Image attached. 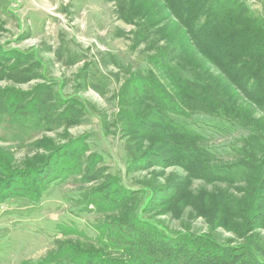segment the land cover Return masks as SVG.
<instances>
[{"label":"rangeland","instance_id":"obj_1","mask_svg":"<svg viewBox=\"0 0 264 264\" xmlns=\"http://www.w3.org/2000/svg\"><path fill=\"white\" fill-rule=\"evenodd\" d=\"M123 1L138 5L127 14L129 22L117 13ZM239 1L264 16L262 0ZM153 3L154 0H0V52L12 51L11 58L0 57L1 101L8 97L33 102L38 99L47 115L39 119L35 113L20 122L7 121V115L0 114V192L5 190L1 194L15 192L19 187L11 182L4 188L9 179L4 173L39 169L50 160V166L43 168L48 173L59 165L61 156L74 155L72 147L79 145L73 143L75 139L85 142L79 168L71 167L63 180L48 185L39 200L15 194L0 198V264H41L52 254L69 250L70 245L72 252L74 248L84 251L91 244L93 251H98L102 221L107 217L122 220L133 211L161 222L171 233L194 237L212 234L216 241L233 246L244 243L239 235L243 228L241 233L255 236L257 244L264 247V198L256 201L257 223L243 222V226L236 217L242 213V192L238 187L244 189L243 184L207 182L189 175L182 166L153 163L149 156L155 153V159L172 161L170 144L175 141L159 133L164 126L159 118L162 109L152 101L139 102L131 94L132 89L142 87L131 80V75H146L149 69L160 81L169 82L164 71L149 61V56L156 54L154 40L163 35L158 31L165 25L163 11L156 14L148 7ZM183 35L178 26L176 37L184 38ZM165 43V39L160 40L158 47ZM201 60L204 65L199 63V67L207 68L214 78L220 77L221 71L215 65ZM221 79L229 91L234 90L228 79ZM40 84L45 86L41 88ZM55 98L63 103L59 105ZM70 99L81 103L84 111L67 123L59 119V112ZM242 103L259 118L256 106ZM124 113L133 114L134 120ZM176 121L205 136L206 145L222 160L233 158L237 146L233 145L245 134L229 121L205 113L179 116ZM152 125L158 132L142 133L140 128ZM133 149L137 152L135 161L128 166L129 150ZM95 154L97 157L91 160ZM84 166L92 170L86 172ZM112 176L123 188L132 190V196L123 198L125 195L112 192ZM181 181L188 185L180 192V196L183 191L187 195L179 203L174 200L176 191L171 198L161 197L162 189ZM217 186L229 187L227 192L234 199L231 204L225 203L229 210L225 216L220 204L218 212L212 206H199L200 196L216 191ZM98 196L120 197L123 201L105 207L91 202ZM148 199L153 203L144 206ZM112 250L109 257L122 256Z\"/></svg>","mask_w":264,"mask_h":264},{"label":"trees","instance_id":"obj_2","mask_svg":"<svg viewBox=\"0 0 264 264\" xmlns=\"http://www.w3.org/2000/svg\"><path fill=\"white\" fill-rule=\"evenodd\" d=\"M119 5L117 13L122 14L123 20L129 22L127 14L132 13L133 8L138 5L125 4L124 1ZM148 7L155 9L156 14L162 11L164 13L162 22L165 25L158 31H163V35L158 41L154 40L155 44L157 43L154 47L156 54L149 56V61L154 67L164 71L169 82L160 81L149 69L146 75H131V80L142 86L136 91L132 89L131 94L136 96L139 102L140 99L152 101L162 109V117L159 118L164 126L159 133L175 139L170 144L174 151L172 161L164 157L155 159L158 158L155 153L149 156L153 158V163L182 166L189 175L207 182L243 184L244 189L238 187L242 192L239 199L242 202L239 208L242 213L236 217L242 220V225L243 222L256 224V201L264 198V16L262 13L253 12L239 0H154L153 6ZM178 26L183 29L184 38L176 37ZM156 32L154 31L155 34ZM140 35L136 34L138 38ZM143 35L142 39H148ZM163 39L166 41L165 45L158 47L159 41ZM11 54V50L3 51L0 52V57L11 58ZM201 58L215 65L221 71L220 77L214 78L207 68L199 67V63L203 61ZM19 61L20 57L17 55V63ZM223 77L230 81L234 90L229 91V87L221 79ZM44 86L40 84L39 87ZM242 100L256 106L259 118L254 116L251 107L243 105ZM35 101L9 97L1 101L0 97V114L7 115V121L21 122L23 118L31 115L34 117L35 113L39 119H45L47 115L43 114L44 107L38 99ZM54 101L59 105L63 103L60 98H55ZM65 103L68 105L59 112V119L67 123L73 122L74 116H79L84 111L83 105L73 99ZM193 113L215 115L245 133L237 144L233 145H237L233 158L219 159L214 150L206 145L205 136L176 121L179 116L189 118ZM126 114L127 118L134 120L133 114L124 113ZM154 128L152 125L150 128L140 129L142 133L151 134L158 132L154 131ZM73 143L79 144L72 147V154L75 156H61L59 165L48 173H45L43 168L45 165L50 166V160L43 163L39 169L32 168L24 173H4L9 177L3 185L4 188H8L11 182H16L19 187L15 192L5 195V190L2 189L0 198L3 200L15 194L39 200L48 185L63 180L66 173H70L71 167L79 168L78 163L85 142L75 139ZM81 145L83 146L80 148ZM129 153L131 157L128 166L134 163V155L137 152L133 149L129 150ZM95 157L96 154L90 159ZM2 166L0 162V171ZM90 170L91 166L85 167L86 172ZM110 178L113 179V176ZM112 181H115L112 183V192L125 195L123 198L132 196V190L123 188L115 178ZM186 185L187 181H181L177 186L162 189L161 197L167 199L176 191L174 200L179 203L182 197L187 195L183 191L180 196ZM228 189L229 187L222 189L217 186L216 191L204 193L200 196L199 206H212L215 212H218L220 204L225 216L229 211L225 209V203L231 204L234 201L227 192ZM123 198L98 196L96 200H90L95 201L96 205L101 203L105 207H111L123 201ZM152 203L153 201L148 199L143 204L150 206ZM99 229L96 244L100 246V250L93 251L91 244L86 246L84 251L74 248L72 252L73 246L70 245L69 250L52 254L51 258L43 259L41 264H264V247L257 244L259 241L255 236L241 233L243 228L239 229V235L244 243L239 246L216 241L212 234L194 237L186 233H171L161 222L143 217L136 211L125 214V219L122 220L107 217L99 225ZM113 248L115 253L122 256L109 257L107 254L112 252Z\"/></svg>","mask_w":264,"mask_h":264},{"label":"built area","instance_id":"obj_3","mask_svg":"<svg viewBox=\"0 0 264 264\" xmlns=\"http://www.w3.org/2000/svg\"><path fill=\"white\" fill-rule=\"evenodd\" d=\"M259 1H261V0H259ZM262 2H263V4H264V0H262Z\"/></svg>","mask_w":264,"mask_h":264}]
</instances>
